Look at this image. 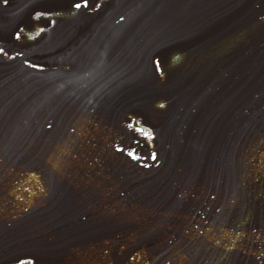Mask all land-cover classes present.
Returning <instances> with one entry per match:
<instances>
[{
    "label": "water",
    "instance_id": "95a60500",
    "mask_svg": "<svg viewBox=\"0 0 264 264\" xmlns=\"http://www.w3.org/2000/svg\"><path fill=\"white\" fill-rule=\"evenodd\" d=\"M0 49V264H264V0H0Z\"/></svg>",
    "mask_w": 264,
    "mask_h": 264
},
{
    "label": "snow or ice",
    "instance_id": "6c2138e0",
    "mask_svg": "<svg viewBox=\"0 0 264 264\" xmlns=\"http://www.w3.org/2000/svg\"><path fill=\"white\" fill-rule=\"evenodd\" d=\"M88 0H83V3L84 4H87ZM81 5L80 4H77L76 7H80ZM17 36H19V33H17ZM0 51H2V49H0Z\"/></svg>",
    "mask_w": 264,
    "mask_h": 264
}]
</instances>
